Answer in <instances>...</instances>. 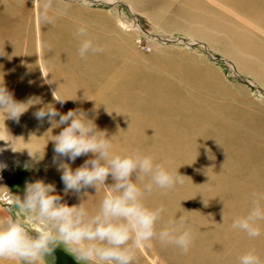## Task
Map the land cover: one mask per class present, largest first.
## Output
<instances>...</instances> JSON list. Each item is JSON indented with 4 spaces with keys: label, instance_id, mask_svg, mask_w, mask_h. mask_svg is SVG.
I'll list each match as a JSON object with an SVG mask.
<instances>
[{
    "label": "rangeland",
    "instance_id": "374dc122",
    "mask_svg": "<svg viewBox=\"0 0 264 264\" xmlns=\"http://www.w3.org/2000/svg\"><path fill=\"white\" fill-rule=\"evenodd\" d=\"M0 2H4L6 7L10 6L17 16L22 35L28 31L32 33L34 45L35 40L42 38V30L46 28L47 39L44 40L51 43L48 45L49 49L54 46L52 42L57 41V37L65 47L77 46L79 41L75 32L80 25L87 27V34L96 45L113 39L117 49L112 65L123 62L126 72L129 73L127 74L140 81L148 79L164 81L163 84L168 86L171 84L176 89L173 91L178 90L184 96L183 99L176 97L171 100H174L175 104L179 102L181 108H187L196 101L201 107L213 113L211 122L206 125L207 142L211 140L209 143L215 146L217 144L215 140L223 136L240 138L243 146L237 145L239 148L237 151L241 156L238 152V158L236 155L229 157L225 163L243 162L241 165L244 167L239 165L235 171L228 167L229 178L244 192L264 189V77L259 79L255 74L247 72L243 65H237L235 60L222 50L224 47L229 50H232L233 46L237 47L239 53L246 57L243 61H248L247 65L252 70H254L252 61L264 68V20L256 14L244 11L229 0H93L86 7L81 6L78 0H54L55 5L63 7L64 11L62 14H56L53 21L48 23L39 17L40 0H0ZM155 35H162L174 41H162ZM177 38H181L182 41H178ZM65 39L68 42H63ZM183 41L191 44L187 45ZM24 46L25 44L20 46L21 52ZM37 49L38 42L34 46L33 53L37 77L44 82L51 103H54L61 112H66L69 108L64 102L61 105L60 102L54 101V98L63 99L52 82L50 66L48 67L47 62L43 64L44 62L40 63L38 59L36 60ZM56 51L53 54L57 58ZM21 58H23L22 53ZM66 60L71 61L70 56L66 55L61 59L66 64L62 62L64 72L59 71L56 79L59 78L61 82L66 78L71 80L70 82L79 81L78 78L69 76V73L72 75L73 72L65 71V66L68 64ZM261 74L264 75V72ZM103 78L105 74L100 77L101 80ZM18 79L19 77L14 83L17 84ZM45 80L48 82L45 83ZM89 92L80 94L83 97L79 96L76 107L84 106L83 109L90 110L93 103L88 99L94 94L92 91V94ZM13 94L18 99L16 94ZM90 100L94 102L93 98ZM183 101H186L187 105L183 104ZM6 122L12 125L14 121L6 120L5 124ZM195 122L198 125L194 126L198 128L201 122L199 120ZM56 130L59 131L58 128L52 129L49 134L51 137H47V140L52 138V134H56ZM216 134L220 137L217 138ZM35 137L39 138V135ZM31 138H28V142ZM4 140L8 141L7 138ZM44 140L40 142L41 148L45 149L42 152L44 154L36 153V155L33 150L20 148L18 152H12L8 156L10 164L4 169L6 171L0 172L2 184L0 185V221L9 215H14L29 230L40 226L26 213L12 207L16 194L23 195L26 181L43 178L45 182L53 183L56 191L61 193L63 185L60 174L54 166H51L52 143L47 140L43 142ZM219 142L216 146L224 148ZM250 149L252 151H249ZM28 153L36 158L43 157L34 166L25 167L26 163L30 165L32 163ZM216 153L227 157L226 151L222 153L218 149ZM85 158L78 157L71 166L73 168L79 166ZM228 183L229 180L225 185L226 189H230L227 187ZM217 188L218 185L212 190L215 191ZM89 190L90 188L87 190L88 193ZM96 192L103 195V189H98ZM74 197L76 198V195L70 193L64 196V199H69L66 201L71 205L77 202ZM247 199L250 201V194ZM227 202L225 200V203ZM214 226L222 228L225 232L227 222L215 220ZM257 251L264 254V246H259ZM184 253L176 250L172 245H162L153 240L136 250L133 264H194L187 259L185 261ZM0 264H22V262L0 258ZM41 264H86V262L77 261L63 245H60L54 254ZM261 264H264V259L261 260Z\"/></svg>",
    "mask_w": 264,
    "mask_h": 264
},
{
    "label": "bare ground",
    "instance_id": "6f19581e",
    "mask_svg": "<svg viewBox=\"0 0 264 264\" xmlns=\"http://www.w3.org/2000/svg\"><path fill=\"white\" fill-rule=\"evenodd\" d=\"M229 1L264 20V0ZM4 4V2H0V77L3 76L4 83L9 90L16 94L18 100L35 95L40 96L45 103L51 102L44 82L38 79L35 72L33 53L34 46L38 42L36 60L38 59L40 63L44 62L43 64L47 62L48 67L50 66L53 75L52 82L62 99H66L64 103L68 106L67 108L76 107L79 96L83 97L81 96L82 92L86 94L87 91H92L94 95L90 97L94 99V102L90 100L91 98L88 99L89 102L91 101L90 103H93L90 110L93 105L96 106L95 123L98 128L104 129L109 135H112L114 151L139 149L152 155L157 162L163 163L173 173L177 169V173L182 175L180 177L182 183L175 185L172 189L154 188L152 192L145 194L144 201L150 207L163 205L165 211L157 222L158 228L166 226L168 220L174 218L175 214L177 216L181 214L191 220L192 241L188 251L184 253V255L186 254L185 261L188 260L194 264H236L238 256L247 250H254L263 261L264 254L258 253L257 248L264 246V222H261V235L256 238H249L239 231L233 233L234 229L231 228L232 218L242 215L250 203L247 199L251 193L250 190L245 192L241 190L235 181L232 183L228 175V167L235 171L239 165L244 167L241 165L243 162L241 164L239 162L225 163L229 157L236 155L238 158L240 155V152L237 151L239 149L237 145L243 146L240 138L235 136L221 138L216 134L217 138H220L215 141L217 144L220 141L224 148L216 146L217 144L212 145L209 143L211 140L207 142L205 139L206 125L211 122L213 113L201 107L196 101H193V104L187 108H181L179 102L175 104L174 100H171L176 97L183 99L184 96L178 90L173 91L176 89L171 84L168 86L163 84L164 81L148 79L140 81L128 75L123 62H119V65H112V59L117 49L113 39L108 42L105 39V43L102 41L99 45L97 44L102 48V51L91 52L84 58L78 55V45L65 47L62 42H59L58 37L57 41L52 42L54 46L52 45L53 47L49 49L48 45L51 43L44 40V38L47 39L46 28L42 30V38L35 40L34 45L32 33L28 31L24 35L21 34V25L17 16L14 15L10 6L6 7ZM158 36L155 35V37ZM159 37L165 38L162 35ZM240 38L244 40L242 37ZM177 39L182 41L181 38ZM65 41L68 42L66 39L63 40V42ZM22 44L25 46L21 52ZM222 50L235 60L237 65H243L247 72L255 74L258 78L264 77L261 74L264 72V68L252 61L254 68L252 70L247 65L248 61H243L246 57L239 53L237 47L233 46L232 50L224 47ZM55 51L60 60L53 54ZM21 53L23 58H21ZM66 55L70 56L71 61L66 60L68 67L64 65L65 71L73 72L72 75L69 73V76L78 78L79 81L70 82L71 80H66V78L65 81L63 80L64 82H61L59 78L56 79L59 71L64 72L62 62L66 63L61 59ZM104 74L105 78L101 80L100 77ZM18 77L16 84L14 82ZM45 81L48 82V80ZM183 104L187 105V102L183 101ZM33 111L34 108L30 107L21 115L19 121L13 122L12 125L6 122L5 125L11 136L0 124V139L7 138L10 141V144L0 141V148L3 149L0 151V161L5 162L7 167L10 164L8 156L12 152H18L20 148H25L28 151L33 150L35 154H43L42 152L45 150L41 148L42 143L40 142L43 139H45L43 142H46L47 137H51L49 134L52 129H49L50 125L46 122L39 126L32 115ZM89 115H93V113L90 111ZM195 120L201 122L198 128L194 126L198 125ZM37 135L39 138L35 137ZM30 137H32L31 141L28 142ZM218 149L222 153L226 151L227 157L218 155L216 153ZM238 152L239 155H237ZM245 166L247 167V164ZM4 169L6 167L0 169V172L6 171ZM228 180L227 187L230 189H226L225 186ZM0 185L2 186L1 182ZM216 185L218 188L213 191L212 188ZM85 197L83 203L92 211L97 206L101 195L90 188ZM74 199L77 198L74 197ZM225 200L228 202L225 203ZM215 220L227 222L225 232L222 228L214 226ZM222 233L224 234L218 236Z\"/></svg>",
    "mask_w": 264,
    "mask_h": 264
},
{
    "label": "clouds",
    "instance_id": "9594fccd",
    "mask_svg": "<svg viewBox=\"0 0 264 264\" xmlns=\"http://www.w3.org/2000/svg\"><path fill=\"white\" fill-rule=\"evenodd\" d=\"M78 2L86 7L91 0ZM63 11L54 0L39 2V17L44 22L51 23ZM87 32L85 25L76 28L81 58L102 51ZM65 100L54 98L61 105ZM30 107L34 108L32 115L39 126L46 122L51 129H59L47 142L52 143L51 166L59 172L63 188L58 193L55 185L43 178L25 182L23 195L16 194L12 207L40 226L29 230L14 215L0 221V258L41 264L63 245L77 261L86 264H133L136 250L153 240L181 252L188 251L192 241L191 220L175 214L166 226L158 228L157 222L165 211L163 205L150 207L144 201L145 194L154 188L172 189L182 183L177 169L173 173L152 155L136 148L114 151L112 135L95 123V105L91 110L75 107L61 112L40 96L18 100L3 76L0 77V124L8 135L5 121L18 122ZM90 111L93 115H89ZM29 157L32 163H26L25 167L34 166L43 156ZM78 157L86 158L73 168L71 165ZM5 167L6 163L0 161V169ZM89 188L94 192L103 189L92 211L83 203ZM70 193L77 198L71 205L64 199ZM261 222H264V189H256L250 193L246 211L232 218L231 228L256 238L261 235ZM236 264H261V259L254 250H247L238 256Z\"/></svg>",
    "mask_w": 264,
    "mask_h": 264
},
{
    "label": "water",
    "instance_id": "95a60500",
    "mask_svg": "<svg viewBox=\"0 0 264 264\" xmlns=\"http://www.w3.org/2000/svg\"><path fill=\"white\" fill-rule=\"evenodd\" d=\"M157 39H160V40H162V41H166V40H167V41H168V40H169V41H170V40H171V41H172V40L174 41V39H168V38H166V37H165V38H164V37L161 38V37H159V36L157 37ZM175 40H177V39H175ZM186 42H187V41H186ZM190 44H191V43H189V44H187V45H190Z\"/></svg>",
    "mask_w": 264,
    "mask_h": 264
}]
</instances>
